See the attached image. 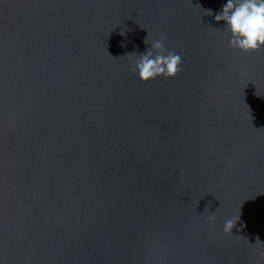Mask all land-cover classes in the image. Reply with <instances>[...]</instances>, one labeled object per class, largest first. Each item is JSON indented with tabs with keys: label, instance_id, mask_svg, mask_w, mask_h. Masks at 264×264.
I'll return each mask as SVG.
<instances>
[{
	"label": "water",
	"instance_id": "95a60500",
	"mask_svg": "<svg viewBox=\"0 0 264 264\" xmlns=\"http://www.w3.org/2000/svg\"><path fill=\"white\" fill-rule=\"evenodd\" d=\"M225 2L0 0V264H257L264 48ZM147 31L175 76L131 70Z\"/></svg>",
	"mask_w": 264,
	"mask_h": 264
},
{
	"label": "clouds",
	"instance_id": "9594fccd",
	"mask_svg": "<svg viewBox=\"0 0 264 264\" xmlns=\"http://www.w3.org/2000/svg\"><path fill=\"white\" fill-rule=\"evenodd\" d=\"M207 14L212 13L209 10ZM213 19L225 22L223 29L228 32L229 48L245 53L264 48V0H226ZM165 40L166 34L161 33L152 39L147 31L144 44L148 47L142 53H127L132 57L130 68L141 82L158 76L171 78L180 70V54L169 50L164 44ZM238 218L239 215L227 218L222 225V231L225 234L231 233ZM205 219L209 223L215 221L213 215H208ZM257 243L264 249V243L259 238L256 239L255 244ZM257 256V264H264V250L258 251Z\"/></svg>",
	"mask_w": 264,
	"mask_h": 264
}]
</instances>
